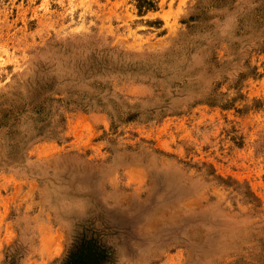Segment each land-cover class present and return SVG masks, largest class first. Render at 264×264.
<instances>
[{"label":"rangeland","instance_id":"obj_1","mask_svg":"<svg viewBox=\"0 0 264 264\" xmlns=\"http://www.w3.org/2000/svg\"><path fill=\"white\" fill-rule=\"evenodd\" d=\"M264 264V0H0V264Z\"/></svg>","mask_w":264,"mask_h":264},{"label":"trees","instance_id":"obj_2","mask_svg":"<svg viewBox=\"0 0 264 264\" xmlns=\"http://www.w3.org/2000/svg\"><path fill=\"white\" fill-rule=\"evenodd\" d=\"M102 257L98 255L95 249H87L72 254L68 264H99Z\"/></svg>","mask_w":264,"mask_h":264}]
</instances>
